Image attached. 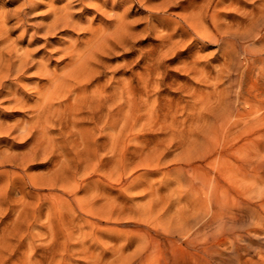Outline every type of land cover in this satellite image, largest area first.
<instances>
[{"label": "rangeland", "instance_id": "rangeland-1", "mask_svg": "<svg viewBox=\"0 0 264 264\" xmlns=\"http://www.w3.org/2000/svg\"><path fill=\"white\" fill-rule=\"evenodd\" d=\"M36 1L37 3L32 6L27 0H0V9L3 11L5 8L4 11L12 16L7 23V26L11 28V40H15L22 51L31 49L30 52L35 57L34 60L41 58V53L50 51L52 58L48 59L49 64L51 67L53 66L52 68L58 67L59 70L68 61V55L64 54L63 49V46H68L66 42H69V45L77 42L80 46L85 47L83 45L87 44L91 35L89 26L108 24L111 17L110 13H112L109 7L112 1L106 7L107 13H99L91 6L84 7L85 5L78 1L73 10L77 19L79 18L86 28L58 30L51 35H45L42 28L43 21L46 22L52 18L50 12L52 3H57L56 6L60 7L66 1ZM142 1L128 2L117 8L118 12L122 13L125 12L127 5H131L128 9L129 12L126 11L128 13L127 20L130 21H128L130 34L126 39L123 38L120 42L110 44L96 54L93 63L98 65L95 64L97 72L87 86L89 91L104 86H107L109 91H112L114 86H126L129 89L139 85L142 87L143 82L139 80V77L142 73L150 72L148 75L150 82H148L151 85L148 84V88L143 87V97L144 100H148V103L142 106L143 111L141 110V112L144 114H142V120L139 119L136 127L134 126L135 128L132 130L129 128L125 130V135L120 136V139L118 138L121 141H115L118 146L111 139L106 140L108 139L107 136H101L100 130H96L97 127H92L93 123L89 121L84 123L89 127L88 133L86 132L85 135L87 138L91 137V141L96 137L92 143L93 146L85 148V154L83 149H80L79 151H71V154L67 156L63 155L62 160L64 161H60L63 154L61 153V146L56 145L53 149L47 150L34 148L36 151H33L31 144L34 137H18L16 131L0 135V151L9 148L8 151L4 150L5 153H0V155L3 153V155H9V157L5 155V158L3 155L0 157L7 159L6 163L0 165V186H2L0 187V264H195L196 261V264L198 262V264H264V124L254 125L253 129L248 132L249 134L247 131L244 132L246 128L243 124H239L240 126L233 125L227 130L229 134L231 133L230 137L226 139L227 141L221 140L220 146L217 147V150L223 153L227 152L223 163L225 166L228 165L226 168L233 164L234 167L236 165L233 170L239 172L238 166L241 165L242 170L244 168L242 164L245 163L243 160L246 159L244 158L246 154L244 150L237 149L238 145L241 146L246 142L245 138L254 140L251 144L252 148H250L252 154L250 153V157H247L252 162L248 168V170L251 169L249 176L242 178L243 175L237 173L238 182L233 181L234 184H237L236 186L229 183L227 179L224 181L225 184L228 182L232 193L235 194L236 199L233 198L232 204L236 205H227L228 208H224L220 213V221L226 222L220 224L215 234L213 233L216 230L215 224H211L212 215L210 217L206 214L208 218L204 215L203 218L206 219L202 218L201 221L195 223L194 213H191L193 210L186 202L187 198L179 196L180 191L174 192L176 193L174 195L168 190L167 186L176 185H172L173 179L176 178L173 168L179 163L174 159V155L181 150V147L175 143L171 144L172 146L170 145L171 147L162 159V167L153 171L142 161L147 158L148 147L154 145L155 142L147 144L148 147H146L143 145L146 144L145 140L141 137L142 132H146V137H149L154 131H160L155 127L153 130L150 124L146 125L149 120L146 117H149V114H145L151 106L162 105L169 108L170 103L173 105L176 103V116L181 120V118H187L192 112L193 107L191 105L197 103L195 98L204 96V94L207 98H212L209 102L211 101L212 108L218 114L224 112L229 101L235 110H243L248 107L245 99L236 95L238 89L242 88L245 95L253 99L264 97V22L260 10L264 0H226L227 3L223 0H212L207 22H204L203 28L206 25L209 30L214 29L215 32H219L217 35L222 33L224 38L220 41L198 39L192 32L181 34L180 15L183 13L182 6L184 3L187 4V1L182 0L171 7L159 5V9H157L159 13H155L150 18L148 17L150 10L155 9V6H158L157 3L160 4L162 0ZM196 1L202 3L204 0ZM23 2H26L25 6ZM229 2L237 4L233 6L236 7V11L232 7L233 4L230 5ZM216 4L217 6H215ZM24 8V11L29 8L27 13L23 11L28 31L21 34L23 25H19L20 22L16 21L18 18L15 15H24L21 11ZM218 16L219 19L221 18L220 20L216 18ZM216 21L217 23L220 22L221 25L223 24L224 29L217 23L216 26ZM165 22L169 23L168 26H165L166 28L162 24ZM207 27L205 28L208 29ZM34 29H38V31L36 30L38 38L35 37L31 42L29 36L30 32L35 31ZM169 30L174 33V39L180 42L168 48L165 46L162 35ZM63 42L64 45H62ZM98 58L100 59L98 60ZM225 64L227 65L225 66ZM145 65L149 66V69L143 67ZM228 65L229 67H227ZM39 78V76H33L27 72L22 80L34 84ZM46 81L47 79L40 78L38 82L43 84ZM99 84L100 86H98ZM28 90L33 92L32 88ZM261 91L260 97L257 96V93L259 94ZM193 92L195 93L192 96ZM4 98L2 96L0 100V116L5 124L13 125L22 117H27L28 110L18 107H11L10 109L9 103H5ZM34 98L33 96L30 97V101L34 102ZM180 99L182 100L180 101ZM217 107L219 108L217 109ZM22 112L23 114H21ZM263 112L264 109L256 114ZM140 122L141 124L138 126ZM60 126V124L53 126L50 136L56 140L62 136V139L58 140H61L59 142L61 145L67 134L63 132L64 128L62 130ZM148 126L152 130L148 129ZM113 130L109 129L110 132ZM133 131H135L134 133L141 132L140 137L131 138ZM12 133H15L13 135L16 138L10 135ZM31 140L32 142H30ZM102 140H106V144ZM226 142L231 146H228ZM104 147L106 149H103ZM114 147L115 149H113ZM137 147L139 149L146 147L147 150L143 153ZM25 150L31 151L30 154L33 153L32 156L30 155L32 158L27 156L29 152ZM113 150L117 152L118 156L114 154L115 151ZM230 150L235 152L232 153ZM15 153L25 155L23 157L17 155V158H14ZM81 153H83V157ZM53 156L55 159L52 158ZM56 156L59 161H57ZM18 158L23 161H19ZM123 161L127 164H124ZM199 162L206 165V160ZM55 163L56 165H54ZM59 163L61 166L58 168ZM208 168L213 170L212 166ZM53 170H56L54 171L56 176ZM155 191L162 193L167 191L168 193L164 197L165 199H159L160 203H158L157 197L153 201L152 193ZM168 197L170 198L168 199ZM164 201L167 203L165 204ZM239 202L245 207L241 206ZM222 217L226 219H221ZM188 219L194 220L191 221L193 224L189 227L192 228L190 232L189 229H185V221ZM203 221H207L205 227L208 233L202 234L201 232L200 236L196 232L198 227L195 228L194 226H201ZM198 223L200 224L197 225ZM184 231L186 233L188 231L187 234L189 235ZM198 246L201 248L199 249ZM176 257H178V261Z\"/></svg>", "mask_w": 264, "mask_h": 264}, {"label": "bare ground", "instance_id": "bare-ground-1", "mask_svg": "<svg viewBox=\"0 0 264 264\" xmlns=\"http://www.w3.org/2000/svg\"><path fill=\"white\" fill-rule=\"evenodd\" d=\"M27 1H29V3L32 6L35 3H37L36 0H27ZM65 1L66 2L65 3L63 2L64 4L61 5L60 7L56 6L57 3H55V4L52 3V5L50 7L51 8L50 12L52 13V18L48 21L45 20L46 22L43 21L44 25L42 26V28L44 31L43 33L45 35H51V33H54L58 30H73L76 28H86V26H84L82 24V21L79 18L77 19V17L75 16V11L73 10L74 5L77 4L78 1L82 5H85L84 7L88 8L91 6L95 9V11H98L99 13H107L106 7L109 6V3L112 1V4L109 6L112 13H110L111 17H110V22H108V24L105 23L104 26H95V27H93L92 25L89 26L91 28V35L89 36V38L87 40V44H86V42H84L86 45H83V46H85V47L80 46L77 42L76 43L73 42L70 45L68 44L69 42L68 43L66 42V44L68 46H63L64 47L63 49L65 52L64 54L68 55V57H67L68 61L66 60L67 62H65L63 64V66L61 67V70L57 69L58 67L52 68L53 66L52 67L50 66L49 61H48V59H50V57L52 58L50 51L49 52L47 51L43 54L41 53L42 54V55L40 54L41 58H38V60H34L35 57H33L32 52H30L31 49H28L29 51H27V50L22 51L21 47L18 46L16 41L11 40V37H10L11 28L7 26V23L11 19L12 16L7 11H4L5 8L3 9V11H1V9H0V96H1L0 100H1L2 96L5 97L3 100L6 101V102L4 101L5 103H7V102L9 103L10 109H11V107L12 108L18 107V108H24V109L29 111V112H27L28 114L26 113L27 117H24V118L22 117L20 120H17L14 124L12 123L13 125L5 124L4 123L5 121H3L1 116H0V135H2V133L8 134V133H11L13 131H16V135L18 137L19 136L20 137H27V138L28 137H32V138L34 137L33 143L32 144L30 143L32 145L33 151L35 149H39V148H44V150H47L49 148L53 149V147L56 145L61 146V148H62L61 153H63V154H62L60 161H64V160H62L64 157L63 155L67 156L68 154H71V151H74V150L79 151L80 149L81 150L83 149V153L86 152L84 149L91 147L92 143L96 140L95 139L96 137H94L93 141H91V137L87 138V136L85 135L87 132V129L89 128L87 125L84 124L85 121H89V122L93 123L92 127H95V128L97 127L96 130H100V135L101 136H107L108 139H106V140L111 139V141H113L114 144H116L115 143L116 140L120 139V136L122 137V135H125V130L127 128H129L130 130L135 128L136 127L135 125L138 122V120L143 117L142 116L143 113L141 112L143 104L148 103V100L147 99L144 100V97H143V92H144L143 87L148 88L147 85L150 82L149 77H148V75H150V72H148L147 74L142 73L141 76L139 77V80H141V82H143V86L141 85L142 87H140V85L138 87L135 86L133 88L130 86L132 89H129V87L127 88L126 86H121V87H118V86L115 87L114 86V89L112 88L113 89L112 91H109L107 86L98 87L93 91H89L87 89L89 82H91V80H93V77H94L95 73L97 72V68L95 67L97 64L95 63L96 64L95 65L93 63V60L95 59L96 54H98V52L103 50L106 46L120 42L123 38L126 39L128 37V35L130 34L129 25H128V23L130 21L127 20V14L128 13L126 11L129 12L128 9L131 7V5L130 6L127 5V7L124 10L125 12H122V13L118 12L117 8L121 5L128 3V2L133 3L134 1L140 2L142 0H65ZM180 1H182V0H162L160 4L157 3L158 6H155L156 7L155 9L150 10L148 17L150 18V17L154 16L155 13H157V12L159 13V10H157L160 7L159 5H161V7H171L172 5L178 4ZM184 1H187L188 3L187 4L184 3V5L182 6L183 7V13H181V15H180L181 16V22H182V24H180L181 30H182L181 34H183L184 32H192V33H194V35L196 37H198V39L199 38H201L202 40L208 39L211 41H213V40L220 41V39L224 38L223 35H221L222 34L221 32H220L221 33L220 35H217V33H219V32H215L214 29L209 30V28L206 25H205V27H207L208 29H206L205 27L203 28L204 22H207V16H208V12H209L211 5H212V0H206V2H204L205 1L204 0V1H202V3H200L196 0H184ZM223 1L226 2V0H223ZM238 1H240V0H238ZM238 1H237V3H238ZM231 3L229 2L230 5H231ZM23 4L25 6L26 2H23ZM232 4H233L232 7L234 5H237L234 3H232ZM226 5H228V4H226ZM215 6H217V4ZM28 9L26 11H28ZM214 9H215V7H214ZM24 10H25V8L21 11L23 12ZM260 10H261L262 18H263L262 20L264 22V1L262 3V7ZM26 11H24V12L27 13ZM235 11H236V9H235ZM24 12H23L24 15H21V14L15 15V17L18 18V19L15 18L16 21L20 22L19 25H23V28L21 27L22 28L21 34H24L28 31V27H27L28 25L26 26V19H25L26 17H25ZM217 12H219V11H217ZM213 15L216 16L215 13H213ZM250 17H251V15H250ZM216 18L219 19V16ZM246 19H248V17H246ZM253 19H254V16H253ZM253 21H255V20H253ZM170 22H172V21H170ZM216 23H217V21L215 22V25H216ZM219 23L220 22H218L217 24H219ZM162 24L165 27V26H168L169 23L167 24V22H165ZM219 25H221V24H219ZM227 25H224V26H227ZM222 28H223V26H222ZM36 30L38 31V29H36ZM36 30L33 32H30L29 37H30L31 42H33V39L35 37L38 38L36 36V33H37ZM218 30H220V27H218ZM169 31L163 33V35H162L163 37L161 36L163 38V41L165 42V46H167L168 48L172 47V46L176 45L178 42H180L178 40H175L174 39L175 38L174 33L171 31L169 32ZM39 34L42 35L41 33H39ZM44 34H43V36H45ZM228 36L230 37V35H228ZM19 37L21 38V36H19ZM196 37L194 39H196ZM69 40L71 41V38ZM179 40H181V39H179ZM17 41H18V39H17ZM218 41H217V43H218ZM207 42H210V41H207ZM64 44L65 43L63 42L62 45H64ZM228 45H230V44H228ZM230 47H231V45H230ZM223 48H225V47H223ZM226 48H228V47L226 46ZM57 50H56V52H57ZM62 53H63V51H62ZM226 53H227V51H226ZM260 58H262V57H260ZM63 59H65V58H63ZM99 59L100 58H98V60ZM161 62H162V60H161ZM226 65L227 64H225V66ZM143 67L149 69V66H147V65H145ZM227 67H229V65ZM27 72L33 76H39L40 78H45V79H47V81L43 84H40L38 82L40 80V78L38 81H35L34 84H32V82H29V81H23L22 79L25 76V73H27ZM189 82H187V83H189ZM149 85H151V83ZM98 86H100V84ZM215 87L217 88L218 86L216 85ZM29 88L30 89L32 88V91L35 94L33 92L29 91L28 90ZM146 90H148V89H146ZM195 91H197V90H195ZM263 92H264V90H263ZM194 93L195 92H193L192 96L194 95ZM199 93H200V90H199ZM201 93H202V91H201ZM243 93H244V91L242 90V88L238 89V91L236 93V95L238 97H243V99H245L246 103H248V107L244 108L243 110H239V109L235 110L232 106V103L229 101L227 103V107L224 110V112L218 114L217 111H215V109L212 108V106L210 104L211 101L209 102V100H212V98L211 97L207 98V96H205V94H204V96H197L195 98V100H196L195 102H197L196 104H194L193 106L191 105L193 103L190 104L191 107H193V108H192V112L190 113L189 116H187V118L184 117V119L181 118V120H180L176 116V114H177L176 108H175L176 103L174 105L172 103H170L169 108L162 106V105L151 106L149 111L146 112V114H145V115H147V113L149 114V117H146L147 119L149 118L148 122H146L147 123L146 125L150 124V126L153 127V130L155 127L157 129H160V131L159 132L154 131L155 133L154 132H153L154 134L151 133V136H149V137H146V132L145 133L142 132L141 137L144 138L143 140H145V143H146L143 145L146 146L147 144H149L151 142L152 143L155 142L154 145L150 144V145H152L150 147L146 146V147H148L149 150L147 151V158L144 159L145 161H142V162L150 170L154 171V170L160 169L162 167V159L165 156V153L168 151V149L172 146L171 144H174V143L178 144V146L181 147V150H179V152L176 155H174L175 156L174 159L179 163V165H177L173 168L174 169L173 172L176 174V178H174L172 181L173 182L172 185H174V184H176V185L172 186V187L167 186L168 190L171 193L180 191L181 194H179V196H185L187 198L186 202L191 207V210H193V211H191V213L192 212L194 213L193 219L195 221L192 219H191V221H194L195 223H197V222L201 221V219L204 217V215L207 214V215H210V217L212 215L211 224L212 223H213V225L215 224V228H216V230L213 231L214 234L218 231L220 224L221 223L224 224V222H226L224 220H223L224 222L220 221V213L223 211L224 208L226 209L227 205L231 206L230 204H232L233 198L236 199V197L234 196L235 194L232 193L230 186H228L227 183L229 182V183L234 184L235 182H233V181L238 182V180L236 179V178H238L237 173H240L241 175H243L242 178H246L249 176V171H251V169L248 170V168L252 162H251L250 158H247V157H250V153H251L250 148H252L251 144L254 140L252 138H245L246 142H244L241 146L238 145L237 149L238 150L240 149L242 151L244 150V152L246 154V157L243 156L244 158H246L243 160V162H245V163L242 164V166L245 168V170H244V168L242 170V167L240 165V166H238L239 172H238V170H233L236 167V165L234 167L233 164H230V167L226 168V166H228V165L225 166L223 163H224L225 155L227 152L223 153L222 151L217 150V147L220 146L221 140L225 141L227 138L230 137L231 133L229 134V132L227 130L230 129L231 126H233V125L238 126L239 124H241V125L243 124V126H245V128H246V130H244V132L247 131V133H248L253 129L254 125L264 124V112L261 114H256L260 110L264 109V97H260V95L262 94V91L259 94L257 93V96H259L260 98L257 97L256 99L250 98V96H247V95H245V93L244 94ZM210 94L212 95V93H210ZM234 94H235V92H234ZM32 96L35 97L34 102L30 101V97H32ZM195 96H196V94H195ZM192 99H194V98H192ZM197 99H198V101H197ZM3 100H2V103H3ZM181 100L182 99H180V101ZM190 101H192V100H190ZM167 103H169V102H167ZM218 105L220 106V103ZM182 107H184V105ZM218 108L219 107H217V109ZM145 111H147V110H145ZM183 111H185V110H183ZM4 114H6V113H4ZM21 114H23V112ZM184 116H185V114H184ZM58 124L61 125L60 126L61 129L64 128V130L63 129L62 130H63V132H65L67 134V137L66 138L64 137L65 139L63 138L61 145L59 143L61 140L60 141H58V140L62 139V136H61V138L59 137V139H57V140L54 139L52 136H50V132L53 130L52 127L53 126L55 127ZM140 124H141V122L138 124V126ZM118 126H119V128L117 129ZM151 127L148 126V129L149 128L151 129ZM110 128L114 129V130L112 132H110L109 131ZM61 129H60V131H61ZM53 132H55V131H53ZM134 132L135 131L132 132L131 135H133V136L131 138L140 137L141 132L140 133H138V132L134 133ZM127 133H129V132H127ZM13 134L15 135V133H12L10 135H13ZM92 134H93V132L91 133V136H92ZM14 135H13V138H16V137H14ZM58 135H59V133H58ZM232 135H234V134H232ZM242 135H243V133H242ZM54 136H55V134H54ZM243 138H244V136H243ZM103 139H105V138L103 137ZM106 140H102V141L103 142L105 141V144H106ZM232 140H233V138H232ZM120 141L121 140H119V142ZM30 142H32V140ZM107 143H108V141H107ZM142 143H141V145H142ZM226 143L228 144V142H226ZM223 144H225V143H223ZM116 145L118 146V143ZM229 145L230 144H228V146ZM232 145H234V144L232 143ZM105 147H107V146L105 145ZM105 147L103 149H106ZM146 147L145 148L142 147L140 149H139V147H137V148L139 150L143 151V153H144L145 150H147ZM11 148H10V150H11ZM7 149H9V148H6L4 150H7ZM113 149H115V147ZM4 150H1L0 153L1 152L5 153ZM28 150L27 151L25 150L26 152H29L28 153L29 155H27V156H30L31 154H33V153L30 154L31 151H28ZM113 151H115V150H113ZM116 151H117V149H116ZM116 151L114 154L116 156H118L116 154L117 153ZM26 152H24V153H26ZM53 152H54V150H53ZM80 152H82V151H80ZM234 152H232V153H234ZM79 153H77V154L79 155ZM83 153H81L82 157H83ZM51 154H53V153L51 152ZM56 154H58V153H56ZM2 155H0V157ZM5 155H3V157ZM14 155H13L14 158H17L16 156L18 154L15 153ZM19 155H20V153H19ZM19 155H18V157H19ZM23 155H25V154L21 153L20 156L23 157ZM142 155H144V154H142ZM6 156L9 157V155H6ZM57 156H56V159H58ZM4 158H0V165L3 163H6L7 159H4ZM52 158H54V156ZM108 158H106V159L108 160ZM119 158H120V156H119ZM18 159H19V161H23V160H20V158H18ZM18 159H15V160L18 161ZM59 159H60V157H59ZM59 159L57 161H59ZM117 160H118V158H117ZM202 160H206V162H205L206 165L199 162ZM62 163H64V162H62ZM125 163L126 162H124V164ZM139 164L141 165V163H138V165ZM54 165H56V163ZM57 166L59 168L61 166L60 163ZM209 166H212L213 170L208 168ZM62 167H63V165H62ZM101 167H105V166H101ZM253 167H254V165H253ZM102 169H104V168H102ZM54 171H56V170H53V173H54ZM65 172H66V170H65ZM63 173H64V171H63ZM61 174H62V172H61ZM64 174H66V173H64ZM54 175H55V173H54ZM19 176H18V178H19ZM16 179H17V177H16ZM225 179H227V181H228L226 184L224 183ZM170 182H171V180H170ZM33 183L35 184V182H32V184ZM147 185H148V183H147ZM234 185L236 186L237 184H234ZM0 187H2V186H0ZM12 189H14V188H12ZM156 189H158V187H156ZM234 189H236V188H234ZM163 191H165V190H163ZM167 193H168L167 191L165 193L158 192V191L153 192L152 193L153 201H155L154 199H156V197H157L156 200L158 201V203H160L159 201L164 200L165 199L164 197H166ZM175 194L176 193H174V195ZM170 195L172 196V194H170ZM170 197H168V199ZM182 199H183V197H182ZM51 201H50V203H51ZM153 201L151 200V202H153ZM164 202H165V204L167 203L166 201H164ZM236 203L238 204V202H236ZM239 204H241V206H244V205H242L241 202H239ZM80 205L82 207V204H80ZM232 205L235 206L236 204L234 205V203H233ZM90 210H92V209H90ZM207 215H206V217L208 218ZM183 216H181V217H183ZM157 217H159V216L157 215ZM183 219H184V217H183ZM203 219H206V218H203ZM221 219H226V218L222 217ZM191 221L189 219L187 221H185L186 222L185 229H189V232L192 229L189 227H191L193 224V222H191ZM228 223H229V221H228ZM181 224L182 223L180 220V225ZM199 224L200 223H198L197 225H199ZM206 224H207V221H205V222L203 221L201 226L200 225L199 226L193 225V226L195 228L198 227L196 229L197 230L196 232L199 233V235L201 234V232H202V234H207L208 231L205 227ZM183 227H184V225H183ZM181 228H182V226H181ZM179 229H180V226H179ZM168 230H169V228H168ZM174 231H176V230H174ZM174 231H172V232H174ZM193 231H195V230H193ZM172 232H170V233H172ZM180 232H182V231L180 230ZM184 233H186V231H184ZM187 233H188V231H187ZM182 234H183V232H182ZM187 235H189V234H187ZM169 238L171 239V237H169ZM207 239H208V237H207ZM156 240H157V238H156ZM212 241H214V239ZM195 242H196V240H195ZM195 242H193V243H195ZM197 242H199V241H197ZM211 244H214V243H211ZM203 245L205 246V244H203ZM208 245H209V243H208ZM171 246H172V244H171ZM217 246H218V244H217ZM172 248H173V246H172ZM198 248H199V246H198ZM205 250H208V249H205ZM205 250H203V252ZM173 251H175V250H173ZM212 252H214V251H212ZM202 258H204V257L202 256ZM176 259L178 261V257H176ZM187 260L188 259H186V261ZM182 262L183 261L181 260V263ZM196 262H195V264H196ZM206 262H208V261H206Z\"/></svg>", "mask_w": 264, "mask_h": 264}]
</instances>
